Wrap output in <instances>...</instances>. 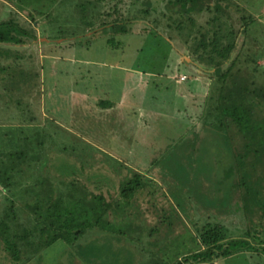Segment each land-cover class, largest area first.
Masks as SVG:
<instances>
[{
    "label": "rangeland",
    "instance_id": "obj_1",
    "mask_svg": "<svg viewBox=\"0 0 264 264\" xmlns=\"http://www.w3.org/2000/svg\"><path fill=\"white\" fill-rule=\"evenodd\" d=\"M119 1L0 0V23L10 20L16 21L27 26L38 36V39L30 42L29 45L13 47L18 49L19 55H22L19 58L21 62L25 63L27 68L32 71L31 76L28 77L29 81L25 85V87L31 85L30 88L28 91L25 90L24 95L19 93L16 97L20 99L25 97L24 101L27 100L31 103L30 111L36 115V124L27 125L28 123H20V119H14L15 116L18 117L19 111L16 108V98L8 100L10 96L7 92L0 91V137L11 133L10 137L16 134L19 141L20 136L25 141L31 140L33 146L43 141V145H46L44 149H32L35 156L30 155L20 165L21 172L14 175V182L21 181L24 185H28L33 184L36 177L46 176L51 178L53 182H59L67 179V177L71 178V175L65 172L72 169L79 174L87 170L90 173L105 171L112 177V180L106 181L107 185L104 190H110L112 195L118 196L120 181L129 175L127 169L123 168L122 165L126 157L118 153L114 154L117 159L112 157L111 159L109 155L106 156L102 150H108L107 147L110 144L105 145L102 142L105 141L106 143L107 140H95L94 136H97L99 131H96L95 135L93 134V137L90 138L88 133H85L86 126L82 127L79 123L83 122L84 119H90L93 122H91L92 125L95 126L97 123L99 124L98 119L105 120L103 108L99 105V100L102 98L111 102L134 100L139 106L147 103L153 107H157L160 102H163L166 106L164 105L162 109L168 112L167 105L169 106L174 101L172 98L175 95L178 96L177 91L180 88L181 92H185L184 102L187 106V110L184 109L181 114L184 117H190V123L196 125L193 129L190 128L194 135H192L191 130L187 132L188 126H183L181 133L179 130L177 132H173L172 129L167 130V124L163 122L167 119L166 116L169 118L166 121L175 118L167 113L160 115L162 116L160 121L147 124L148 127L151 126L152 128L150 135L151 137L153 135L154 141L152 143H155L153 144L154 147L148 146L147 150L153 153L157 150L155 147H159L158 153L160 151L165 152V158L161 166H153L151 169L152 173L150 172L149 176L153 178L146 177L147 180L153 182V185H148L131 201V207L138 213L132 219L142 223V226H139L141 230L134 232L132 242L122 238L121 247L125 246L119 251H113L114 254L112 255L113 264H118L122 257L129 256V252L132 255L131 264H156L157 260L164 264L169 257L172 258L175 254H178L180 258L198 250L201 245L191 236L196 235L197 229L211 220L209 218L212 214L211 210L200 207V210L186 212L184 210V207H187L186 201H182V210L180 213L178 212L179 215L171 214L172 210L170 209L173 204H171L170 198L166 196L165 190L170 194L171 191L175 190L177 183H185L191 181L192 178L197 179L198 185L204 188L206 182H202L200 171L215 168L213 167L215 161H209V156L213 157L215 153L213 155L209 153L211 151L213 153L216 146L209 143L207 136L209 131H205L202 122L205 118V112L207 110L212 111V108L209 109V107H212L217 91L216 87L215 89L213 87V91L211 89L213 85H211L207 93L208 76H204L201 81L194 80L197 74H204L202 68L204 63H207L204 61L202 65L196 61L191 62V56L188 55L184 44V40L188 36L185 31L189 26L185 29L177 28L179 16L175 17L176 15L171 14V7L167 6L166 2L163 0H140L130 4L127 0V4L116 5L117 10H119L115 12L114 6L110 5L115 4V2L119 4ZM146 1L151 2L145 3ZM234 1L257 18L249 31L248 35L250 36L246 39L247 44L241 59L244 60L246 56L256 54L263 56L258 63L264 64V0ZM122 7L124 8L122 9ZM143 8H149L153 14L144 16L141 11ZM122 14L126 18L141 19L148 29H139L133 26L134 24L131 22L124 23V26L130 27V29L131 26L133 29L137 28L134 32H119L111 27L98 29L104 23L113 25L115 19H120ZM208 16V14L196 15V19L200 23H204ZM168 25L172 26L173 29H170ZM150 28L154 33L149 30ZM197 38H192L191 45L196 44ZM242 40H240L241 46ZM14 49H2L3 57L11 56L13 58V54L16 53L13 51ZM186 60L191 63L190 66L184 63ZM133 69L138 71L137 74H135L136 72L133 73ZM251 70L248 68L243 72V75L252 78ZM184 71L188 72L190 79L180 85L174 79H167V77L172 78V75ZM36 72L40 75L38 76ZM148 72L153 73L152 78L147 77L146 73ZM181 77L182 75H180V79ZM255 78L259 84L264 82V76ZM145 80L150 83L144 85ZM212 80L210 79V81ZM1 84L3 81L0 79V89L4 87ZM86 91L89 92V95ZM194 94L195 96H192ZM177 101L179 100L176 98L174 102L177 103ZM6 103L11 105L8 109L4 106ZM26 107L27 104L23 102L20 111L22 113L26 111L25 116L21 114L24 118L29 117ZM83 115L85 118H82ZM184 122L186 125L188 121ZM71 124L77 127L75 128ZM136 125H138L136 131H141L140 127L143 124L138 123ZM94 126L91 127L92 130H95ZM137 132L134 130V133L129 134L134 135ZM186 132L187 134L183 135ZM202 134H206V136L201 141ZM213 135H216V131ZM196 136L197 138H195ZM194 138L195 141H192ZM9 139L5 135L4 140H0L2 152H6L8 149L16 152L19 149L15 147V141L11 142ZM88 142L90 146L83 149L81 145L88 146ZM18 144L20 143H17L16 146ZM195 144H201L208 156L204 152L202 154L198 151V153L195 152L192 148ZM23 145L26 146V143L23 142ZM188 145L189 147H187ZM64 147L68 149L64 151ZM29 148V152L32 151L31 147ZM157 155V153L154 154L155 157ZM147 159H149L148 155ZM169 159L174 161L172 163L173 168L168 165V162L165 163ZM87 161H92L90 165L93 164L92 167L89 166V169H87ZM193 168L196 169V173H192ZM62 169L66 171L63 173ZM80 176L85 180L86 172ZM162 182L163 185L160 186ZM89 184L91 185L89 186L90 190L97 193V188L91 182ZM182 189L185 190L184 197L190 195V198L195 199L197 196H202L196 190L197 185L195 184L186 183ZM0 192V216H3L5 210L9 209L10 202L6 201L4 196L8 195V192L1 185ZM21 198L17 200V213L21 222L30 221V212L21 208ZM202 201L206 202L207 200L202 199ZM123 206L121 210L124 209ZM161 207H165V210L168 209V212L163 211L161 213ZM240 214L241 212L232 209L225 210L221 214L215 213L219 218L218 220L226 223L235 231L238 227L246 226V222ZM111 219L117 221L118 215L112 216ZM153 228L156 229L155 232ZM107 237L106 232L94 229L89 231L79 243L86 246L97 241H104ZM157 240H161L159 241L160 247L155 244ZM2 244L0 240V264H5L9 259L4 260ZM108 247L110 248V245ZM69 249L65 242L57 241L34 257L32 263L75 264V257L73 260L71 259L72 255ZM159 249L161 251H158ZM152 251L155 252L152 253ZM187 264H264V250L251 249L229 256H220L206 263L189 262Z\"/></svg>",
    "mask_w": 264,
    "mask_h": 264
},
{
    "label": "trees",
    "instance_id": "obj_2",
    "mask_svg": "<svg viewBox=\"0 0 264 264\" xmlns=\"http://www.w3.org/2000/svg\"><path fill=\"white\" fill-rule=\"evenodd\" d=\"M139 1L128 0V3L134 4ZM119 2V4L116 2L112 5L108 4L114 6L112 9L116 12L119 10L116 5L127 4V0ZM163 2L171 7L170 12L173 16H179L177 28L185 29L189 26L185 31L188 36L184 44L188 55L191 56V62L196 61L203 65L206 61L208 65L204 63L202 68L204 75L213 79L211 89L214 91L216 87L217 91L212 107L208 106L209 109L212 108V111L205 112L202 122L205 131H209L207 134L209 143L216 146L215 150L212 149L214 152L209 153L210 155L215 153V158L209 156V161H215L213 167L216 169L200 171L202 182H206L204 188L198 185L197 179L192 178L188 181L190 183H185L197 185L196 190L202 194L203 199L207 200V207L209 206L215 213L221 214L225 210L232 209L241 212L240 215L246 222L245 227H238V231H235L226 223L218 220V216L213 212L209 217L211 220L200 226L196 235L191 236L201 245L200 248L180 258L178 254H175L174 257H169L164 264L206 263L220 256H229L251 249L264 250V82L259 84L255 78L264 76V64L258 63L263 56L256 54L248 55L244 60L241 59L244 56L246 39L250 36L249 31L257 18L234 0H163ZM141 11L144 16L153 14L149 8H143ZM203 14L209 16L204 23H200L196 15ZM124 17L125 15L122 14L120 19H115L113 25L104 23L98 29L111 27L113 30L125 33L134 32L137 28L148 29L141 19ZM129 22L137 28L133 29L131 26L130 29L124 26V23ZM168 27L173 29L172 26L168 25ZM194 37L195 39L198 37V41L191 45ZM37 39V34L23 24L13 20L0 23V79L3 81L1 85H4L0 91L7 92L10 96L8 100L16 98V108L19 111L18 117L15 116L14 119H20V123H28L27 125L36 124V115L31 113V103L24 101L25 97L20 99L16 96L19 93L24 95L25 90L28 91L30 88L31 85L28 87L25 85L32 71L21 62L19 58L22 55H19L18 49L13 47L29 45ZM240 40L243 42L242 46ZM2 49H14L16 53L13 54V58L3 57ZM184 63L187 66L191 64L189 61ZM248 68L252 69V78L243 75ZM36 74L40 75L38 72ZM187 77L190 76L187 75ZM23 102L27 104L26 110L29 114L27 118H24L26 111L24 110L25 113L20 111ZM102 102L110 106V101ZM4 106L8 109L11 105L6 103ZM84 116L82 118H85ZM85 121L87 122L83 124ZM83 122L79 124L82 127L86 126L85 133L92 138L93 134L99 131L94 138L101 141L107 129V125L102 123L103 120L98 119L99 124L96 122L95 126L92 125L93 122L90 119H84ZM91 125L95 130H92ZM214 131L216 135H213ZM5 135L10 138L9 141H15V147L19 148L16 152L10 149L2 152L0 149V185L7 190L8 195L4 197L10 202L9 209H6L3 216H0L2 252L4 260L9 259L10 261L5 264H33L34 257L57 241H63L69 246L71 259L75 257V264H113V251H119L125 246L121 247V239L132 242L134 232L141 230L139 226H142V223L132 219L135 211L131 207V201L150 185V180L146 179L145 170H133L126 164H122L129 175L126 174L127 176L120 181L118 196L112 195L110 190H104L107 185L106 181L112 180V177L105 171L102 173L82 171L81 175L86 172L85 180H83L80 174L75 173L73 169L69 172L62 169L63 173L71 175V178L67 177L68 181L63 179L53 182L46 176L36 177L33 184L24 185L21 181L14 182V175L21 172L20 165L30 155L35 156L33 151L35 148L44 149L46 145H43V141L33 146L31 140L25 141L21 136L19 141L16 134L12 137H10L11 133ZM5 135L2 136L3 138L0 137L1 141L4 140ZM205 136L206 134H202L200 140L202 141ZM195 138L192 141H195ZM17 143L20 144L16 146ZM87 145L81 146L85 149L90 146V143ZM29 147L33 149L30 152ZM91 147L93 148L92 145ZM192 148L200 154L205 153L201 144H195ZM64 149L66 151L68 148L64 147ZM164 153H157L156 157L154 156L156 152L148 154L149 159L147 160L150 165L152 167L161 166L165 158ZM109 157L114 158L111 155ZM167 162L171 168L174 167L172 164L174 161L169 159L165 163ZM87 163V169L89 166L92 167L93 164L90 165L92 161H87ZM195 171L196 169L193 168L192 173H196ZM89 182L97 188V193L90 190ZM20 198L21 208L30 212V221L21 222L19 218L16 205ZM176 198L178 205L182 206L180 197ZM122 205H124L123 210H121ZM117 215V221L111 219L112 216ZM94 229L106 232L108 237L104 241H97L86 246L80 244L79 241ZM159 241L161 240L155 241L157 247H160ZM129 253V256L122 257L118 264H131L132 255L131 252ZM155 263L161 264L159 260Z\"/></svg>",
    "mask_w": 264,
    "mask_h": 264
},
{
    "label": "crops",
    "instance_id": "obj_3",
    "mask_svg": "<svg viewBox=\"0 0 264 264\" xmlns=\"http://www.w3.org/2000/svg\"><path fill=\"white\" fill-rule=\"evenodd\" d=\"M121 70L128 71L130 69H121ZM137 72H138L137 70L133 69V73L137 74ZM146 75H147V77H151V78L153 77L152 72L151 73L148 72V73H146ZM180 75H188V72H185V71L179 72L178 74L172 75V78L167 77V79H174L175 82H177L179 85L190 79V77H188L186 79L181 80ZM188 76H190V75H188ZM204 76H206V75L197 74L196 77L194 78V80L201 81L202 78H204ZM208 81L209 82H207V85L205 84L207 93L210 90V87L212 84V82L210 81V78H208ZM149 83L150 82H148L147 80L144 81V85H148ZM178 89H179L177 91L178 96L175 95L172 98V100L175 101V99L177 98L179 101H177V103H175L173 101L171 104H169V106L167 105V108H169L168 112H165V110L162 109L165 105L163 102H160L159 106L153 107V106L147 105V103H146L147 106L141 105V104H140L141 106H139V105H137V103L134 100H132V101H130V100H128V101L127 100H119V101H114V102H111L110 100H108V101H110V106L108 107V105H107L108 103L104 104L102 102V101L107 100V99H105V98L100 99L99 105L101 108H103V114L105 117V120H103L102 123L103 124L105 123L107 125L105 136L102 138V140L106 139L107 142L105 143V141H104V142H102V144L103 143L105 145L110 144L109 147L105 146V147H107V149L109 151L108 150H102V151L104 153H106L107 155H113V157L115 156L114 155L115 153L121 154V156H125L126 158L124 160V164H126L128 168L133 169V170H139V169L145 170L146 177L153 178V177L149 176V173L151 172V169L153 167L150 165L149 160L146 161L147 160L146 156L148 154H153L155 152L158 153L159 147H155V149H157V150L153 153H152V151L150 152L147 150L148 146H150V147L155 146V145H153L155 143H152V141H154V139H152L153 135H152V137L150 135L152 128H151V126L148 127L147 124H154L155 121L156 122H158V120L160 121V118L162 119V116H160V115L167 113V114H170V116L175 117L174 119L171 118V120L166 121L169 119L168 116H166L167 119L165 121H163L165 124H167L166 128L169 131H170V129H172L173 132L174 131L177 132L179 130V132L181 133L182 127L188 126L187 132H189L191 130V132L193 133L192 129H193V127L196 126V125H192L190 123V121H191L190 117L187 118V117L182 116V114H181V113H183L184 109L187 110V106L184 102L185 92H181L180 88H178ZM87 93L89 95V92H87ZM133 93H134V91L132 92V94ZM207 93H205V94H207ZM149 94H150V92H149ZM192 96H195V94ZM156 118H158V119H156ZM189 119H190V121H189ZM186 120L188 122H186V125H185L184 121H186ZM100 121H102V119H100ZM138 123L143 124V126L140 127L142 130L137 132L136 128L138 125H136V124H138ZM190 128H192V129H190ZM134 130H135V132H137V134L136 133L134 135L129 134V133H134ZM120 131L127 132L128 134L125 135L124 133H121ZM187 132L184 133L183 135L187 134ZM192 135H194V133ZM186 137H188V136H186ZM118 140H124V141H118ZM158 154H161V151ZM114 158L117 159L116 157H114ZM150 185H153V182H150ZM162 185H163V182H162V184H160V186H162ZM181 185L186 186V183L185 184L184 183H177L175 190L171 191L170 194L165 190V192L167 194L166 196H168L170 198L171 204H173V206L170 209V210H172L171 214L174 213L175 215H179L180 211L182 210V207L178 205L177 198H176L177 196L180 197L181 201L187 202L186 203L187 207L186 208L184 207V210L186 212H188V211L193 212L195 210H200V207L205 209V210H209V211L211 210V208H209V206L207 207L206 202L202 201L203 198L201 196H197L195 199L190 198V195H186L184 197L183 194H184L185 190L182 189L183 186H181ZM182 191H183V193H182ZM163 204L164 203L162 202V205ZM167 210L168 209L165 210V207H161V209H160V211H162L161 213H163V211H167ZM133 211H136V210L133 209ZM211 212L213 213L214 210H211ZM134 213L138 214L137 211ZM154 232H155V229H154ZM154 232L152 231V233H154Z\"/></svg>",
    "mask_w": 264,
    "mask_h": 264
},
{
    "label": "built area",
    "instance_id": "obj_4",
    "mask_svg": "<svg viewBox=\"0 0 264 264\" xmlns=\"http://www.w3.org/2000/svg\"><path fill=\"white\" fill-rule=\"evenodd\" d=\"M186 78H187L186 75H182L181 80L186 79Z\"/></svg>",
    "mask_w": 264,
    "mask_h": 264
},
{
    "label": "flooded vegetation",
    "instance_id": "obj_5",
    "mask_svg": "<svg viewBox=\"0 0 264 264\" xmlns=\"http://www.w3.org/2000/svg\"><path fill=\"white\" fill-rule=\"evenodd\" d=\"M187 61V60H186Z\"/></svg>",
    "mask_w": 264,
    "mask_h": 264
}]
</instances>
